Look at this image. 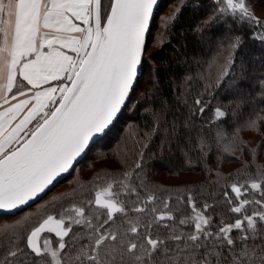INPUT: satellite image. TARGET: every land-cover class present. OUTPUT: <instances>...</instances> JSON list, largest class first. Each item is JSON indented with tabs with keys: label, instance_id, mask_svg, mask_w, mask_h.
Masks as SVG:
<instances>
[{
	"label": "snow or ice",
	"instance_id": "6c2138e0",
	"mask_svg": "<svg viewBox=\"0 0 264 264\" xmlns=\"http://www.w3.org/2000/svg\"><path fill=\"white\" fill-rule=\"evenodd\" d=\"M156 4L157 0H0V211H13L45 193L113 123L137 80ZM218 4L224 16L260 24L247 0ZM258 38L264 40V35ZM239 42L237 37L233 47ZM53 81L58 83L53 86ZM225 115L216 109L217 120ZM260 119L264 116L250 120L248 127L257 129ZM135 167L142 165L138 161ZM124 188L125 195L137 194L126 183ZM247 188L264 196V183L253 181ZM231 192L238 203L230 211L238 216L216 233L210 230L208 206L198 210L189 197L193 216L179 223L191 222L194 230L169 237L182 242L176 249L150 231L141 234L139 220L128 221L123 230L112 228L117 215L126 216L128 209L111 183L89 201L106 218L88 217L81 206L65 208L33 226L26 246L36 257H46L45 264H264V227L257 226L258 221L264 225V199H247L244 185L233 184ZM224 196L233 203L228 192ZM154 199L149 196L144 204ZM251 203L261 210L249 215L246 208ZM132 211L143 213L147 208L134 206ZM151 211L157 213L154 207ZM153 219L172 221L174 216L161 211ZM73 225L89 231L88 242L78 248L66 240L72 238ZM18 227L22 222L7 237L12 244L20 238ZM233 230L241 233L239 245ZM44 233L54 234L55 245L44 238L41 246ZM213 239L219 243H202ZM22 252L9 247L4 264H16L12 258Z\"/></svg>",
	"mask_w": 264,
	"mask_h": 264
},
{
	"label": "trees",
	"instance_id": "16d2710c",
	"mask_svg": "<svg viewBox=\"0 0 264 264\" xmlns=\"http://www.w3.org/2000/svg\"><path fill=\"white\" fill-rule=\"evenodd\" d=\"M259 2L264 5V0ZM222 6L218 0H161L140 75L118 119L48 195L0 218V264L9 247L23 249L18 258H12L16 264H45L46 257H36L27 249L25 237L30 229L47 215H59L72 206L84 207L88 217L106 218L89 201L109 183L128 209L126 216L117 215L112 228L123 230L128 221L139 220L141 234L150 231L172 249L182 242L169 237L187 236L194 230L191 222L179 223L193 216L189 197L198 210L208 206L206 216L213 233L238 216L230 211L238 203L231 192L233 184L244 185L250 201L264 199L259 190L247 188L253 181L264 183V119L258 121L257 129L248 127L250 120L264 116V40L258 38L264 35V18L251 10L260 24L241 21L218 12ZM237 37L240 42L233 47ZM217 108L225 112L224 118L216 119ZM138 161L140 169L135 167ZM184 175L197 178L177 183L164 180ZM125 183L137 194L125 195ZM225 192L233 203L226 200ZM149 196L155 199L145 205ZM141 205L147 211H132ZM153 207L157 213L171 212L174 219L154 221ZM260 210L254 203L246 208L249 215ZM18 221L22 227L15 232L20 238L12 244L7 237ZM257 226L264 227L259 221ZM231 235L239 245L241 233L233 230ZM70 236L68 244L78 248L88 242L89 231L73 225ZM48 237L55 245V236Z\"/></svg>",
	"mask_w": 264,
	"mask_h": 264
},
{
	"label": "water",
	"instance_id": "95a60500",
	"mask_svg": "<svg viewBox=\"0 0 264 264\" xmlns=\"http://www.w3.org/2000/svg\"><path fill=\"white\" fill-rule=\"evenodd\" d=\"M160 2H161V0H157V4L155 5V7H154V10H153V16H152V19H151V21H150V30H149V34L147 35V38H146V44H145V52H146V49H147V46H148V39H149V36H150V33H151V23H152V20H153V17H154V15L156 14V12H157V9H158V6H159V4H160ZM144 55H145V53H144ZM144 57V56H143ZM142 62H143V60H142ZM141 66H142V64L140 65V67H139V70H138V76H137V79H138V77H139V75H140V70H141ZM137 81V80H136ZM136 83V82H135ZM135 83H134V85H135ZM132 92V91H131ZM131 92H130V94H131ZM130 96V95H129ZM128 99H129V97H128ZM128 99H127V101H128ZM127 101H126V103H127ZM126 105V104H125ZM124 105V106H125ZM124 106L122 107V110H123V108H124ZM122 110L120 111V113H118L117 114V117L115 118V120L113 121V123L109 126V128L108 129H106L105 130V132L103 133V134H100V135H97V136H95L94 138H93V140L90 142V147H89V149L88 150H86V152L84 153V154H82L81 155V157H79L78 159H77V161L74 163V165H73V168L68 172V173H65V174H62V176L61 177H59L58 178V180L52 185V186H50L49 187V189H47L46 191H45V193H42L39 197H37L35 200H33V201H30L27 205H24V206H21L20 208H18V209H15V210H13V211H0V218L1 217H3V216H7V215H11V214H15V213H17V212H20V211H22V210H24V209H27V208H29V207H31V206H33L35 203H37V202H39L42 198H44L46 195H48L55 187H57L80 163H81V161H82V159L85 157V155L88 153V151L91 149V147H93L94 145H95V143H97L108 131H109V129L112 127V125L116 122V120L118 119V117H119V115L121 114V112H122Z\"/></svg>",
	"mask_w": 264,
	"mask_h": 264
},
{
	"label": "rangeland",
	"instance_id": "374dc122",
	"mask_svg": "<svg viewBox=\"0 0 264 264\" xmlns=\"http://www.w3.org/2000/svg\"><path fill=\"white\" fill-rule=\"evenodd\" d=\"M260 0H247V3L249 4V6H250V10H253L254 11V14L256 15V16H258V17H260V18H264V5H263V3L261 2H259ZM256 4V7L255 8H253L251 5H253V4ZM197 178V176H195V175H189V176H187V175H184V176H181V177H179V178H168V179H164L166 182H172V183H177V182H180V181H182V180H191V179H196ZM56 188V187H55ZM49 235H53L54 236V234H49V233H44V234H42V238H41V246L43 245V239L44 238H49L48 236Z\"/></svg>",
	"mask_w": 264,
	"mask_h": 264
},
{
	"label": "crops",
	"instance_id": "0c3cea01",
	"mask_svg": "<svg viewBox=\"0 0 264 264\" xmlns=\"http://www.w3.org/2000/svg\"><path fill=\"white\" fill-rule=\"evenodd\" d=\"M77 23H79V22H77ZM81 26H83V25H81ZM73 35H76V34H73ZM45 51H47V49H45ZM58 82H56V81H53V82H51V84L53 85V86H55L56 84H57ZM47 85H45V87H46ZM57 95H58V93H57ZM22 99V98H21ZM16 101H12V103H15Z\"/></svg>",
	"mask_w": 264,
	"mask_h": 264
}]
</instances>
